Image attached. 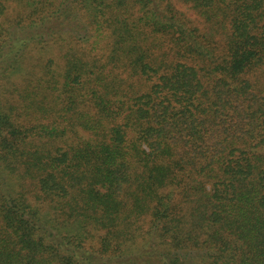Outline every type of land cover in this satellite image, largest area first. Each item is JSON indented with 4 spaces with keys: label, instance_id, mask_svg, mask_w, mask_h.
Here are the masks:
<instances>
[{
    "label": "trees",
    "instance_id": "trees-1",
    "mask_svg": "<svg viewBox=\"0 0 264 264\" xmlns=\"http://www.w3.org/2000/svg\"><path fill=\"white\" fill-rule=\"evenodd\" d=\"M0 264H264V0H0Z\"/></svg>",
    "mask_w": 264,
    "mask_h": 264
}]
</instances>
